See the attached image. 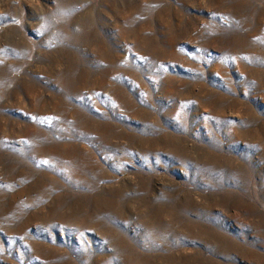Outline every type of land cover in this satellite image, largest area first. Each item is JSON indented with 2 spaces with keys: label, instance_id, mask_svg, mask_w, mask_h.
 Masks as SVG:
<instances>
[{
  "label": "rangeland",
  "instance_id": "374dc122",
  "mask_svg": "<svg viewBox=\"0 0 264 264\" xmlns=\"http://www.w3.org/2000/svg\"><path fill=\"white\" fill-rule=\"evenodd\" d=\"M0 264H264V0H0Z\"/></svg>",
  "mask_w": 264,
  "mask_h": 264
}]
</instances>
